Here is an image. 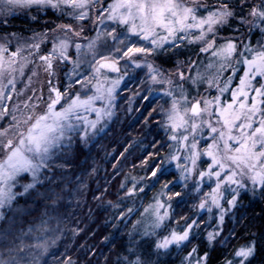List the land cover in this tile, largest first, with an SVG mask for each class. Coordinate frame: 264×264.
I'll use <instances>...</instances> for the list:
<instances>
[{"label": "snow or ice", "instance_id": "snow-or-ice-1", "mask_svg": "<svg viewBox=\"0 0 264 264\" xmlns=\"http://www.w3.org/2000/svg\"><path fill=\"white\" fill-rule=\"evenodd\" d=\"M17 9L57 18L25 37L8 28ZM126 78L140 100H163L139 119L164 136L148 141L144 176L92 192L106 223L127 230L116 264H174V253L179 264H255L264 215L257 226L242 209L245 198L264 203V0H0V220L13 224L21 201L44 209L34 243L0 229V264H48V254L78 264L67 248L49 253L65 230L84 231L68 228L64 201L87 185L76 176L70 190L67 170L90 175L78 157L114 130ZM245 220L256 230L238 231Z\"/></svg>", "mask_w": 264, "mask_h": 264}, {"label": "trees", "instance_id": "trees-1", "mask_svg": "<svg viewBox=\"0 0 264 264\" xmlns=\"http://www.w3.org/2000/svg\"><path fill=\"white\" fill-rule=\"evenodd\" d=\"M33 16L37 18L32 19ZM57 18V14L49 9L46 12H41L37 14L35 11L29 10L21 15H12L10 17V23L8 25L9 31L19 33L23 36L29 35L33 32L45 30V23L54 21ZM259 36V33L256 34ZM133 87V86H132ZM141 88L133 87L132 91H141ZM119 100L121 112L117 111L119 117L118 122L116 123L114 130L110 131L106 137L100 139L99 143L95 145L89 151L84 149L82 154L78 157V164H83L85 167H88L90 175H82L79 167L69 168L67 170V180L69 181V189L73 190L80 181L75 179L76 176H80L84 184L87 185L86 188H82L83 195H74L69 197L64 202L69 204L68 208L69 217L66 221L68 228L76 226V223H79V226L84 229L83 232L79 233L77 236H72L70 232L65 230V235L61 237L60 240L56 241L55 245H52L49 248V253L59 252L61 255L64 253L65 248L68 249L69 254L72 255V259L77 261L78 264H87L88 261H92V264H105V256L110 257L112 264H116L117 256L121 252V245L126 240L127 230H123L119 233H116L115 229L112 228L110 223H106L110 216V210L108 212L103 210V207L98 204L97 201L92 199V192L99 187H107L110 192L115 191V188L119 181L123 180L125 176L128 177H141L145 175V172L140 167V158L145 149L148 148V141L152 138L153 135L164 136V132L161 130L157 133V130L153 127L151 129V134H149L148 129H145L143 120L139 119L141 114H147V111H150L151 108H148L150 101H154L152 104L153 107L159 108L160 104L163 101L159 98H152L149 100H140L138 97L130 98V102H124ZM128 107L132 108V111H125ZM159 119L158 117L156 118ZM155 123V121L153 122ZM147 136V139L145 137ZM128 148V153H125L128 156L126 162L123 161V157L118 156L119 152H122L124 148ZM116 156V160H119L124 163L123 172L120 176L113 177V167L112 164L115 163L112 157ZM86 161V164L84 163ZM137 165L136 168L132 167V164ZM120 165L117 164V167ZM95 168L96 171L92 172L91 169ZM75 173V175H73ZM154 189L152 192L148 193V197L143 199L145 206L150 202L152 195L158 191ZM207 190V189H205ZM114 199L113 196H106L105 200ZM140 201H137V206H139ZM22 207L21 212H8L7 217L13 219L15 222L9 224L7 220H0V229H5L12 227L16 230L17 234H20V230L23 233H28L30 227L36 228L40 224L41 213L44 211L43 208L40 211H33L32 205H25L23 201L20 202ZM245 208L242 211H246L249 216L254 215L257 217L253 221L257 226L262 223L260 217L264 215L261 212V209L264 208V203L260 201H252L249 203V200L245 198L244 200ZM135 219V218H134ZM248 224V221L245 220L238 227V231H244V225ZM229 227L231 225L229 224ZM248 228L251 231L256 229L252 227L251 224H248ZM115 233V235H113ZM105 237H109V241L105 240ZM121 237H124L122 240ZM28 239V236L25 237V240ZM24 240V241H25ZM237 243H244V240L241 239ZM51 244V242H49ZM91 248L92 253H88L85 256V250ZM3 249H0L2 252ZM174 255V264H179V258ZM59 258V257H57ZM43 259L48 261V264H55L53 257L48 254ZM264 260V252L260 253L257 256L255 264H261V261Z\"/></svg>", "mask_w": 264, "mask_h": 264}, {"label": "rangeland", "instance_id": "rangeland-1", "mask_svg": "<svg viewBox=\"0 0 264 264\" xmlns=\"http://www.w3.org/2000/svg\"><path fill=\"white\" fill-rule=\"evenodd\" d=\"M26 11H29L28 9H17V10H15V12L13 13V15H21V14H23V13H25ZM43 31H45V30H42V31H37V32H35V33H40V32H43ZM34 33V32H33ZM33 33H31V34H29V35H25V37H31L32 35H33ZM49 47H51V45H49ZM112 75H114V74H112ZM125 83H127V88H124V85L122 84L121 85V91H120V95H119V97H118V103L120 102L119 100L121 99V100H123V98L125 97V95H127L126 97L127 98H125V100H124V102H130V98H131V100H133L132 99V97H133V92L134 91H132V89H133V87H136V89L137 88H140V87H138V85H137V83L136 82H133V81H129V80H127V78H126V81H125ZM133 86V87H132ZM140 91V90H139ZM141 91H143V89L141 88ZM152 98H159V94L158 93H156V92H153V94L150 96V99H152ZM163 101V100H162ZM120 104V103H119ZM117 111H119V112H121V109H117ZM32 237V234L31 233H28V239H26L24 242L25 243H34L35 241H34V239H32L31 238ZM48 242H51V239H49V241ZM25 251L27 252L28 250L27 249H25ZM35 251V250H34ZM44 258V257H43Z\"/></svg>", "mask_w": 264, "mask_h": 264}]
</instances>
